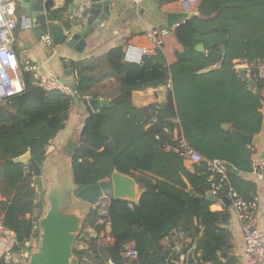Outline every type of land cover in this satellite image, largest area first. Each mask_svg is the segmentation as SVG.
<instances>
[{
    "label": "trees",
    "instance_id": "obj_1",
    "mask_svg": "<svg viewBox=\"0 0 264 264\" xmlns=\"http://www.w3.org/2000/svg\"><path fill=\"white\" fill-rule=\"evenodd\" d=\"M180 1L184 0H160V5ZM66 4L52 9L47 20L62 21L69 1ZM193 11L196 15L163 36L159 46L142 33L110 49L103 57L106 69L96 72L97 77L81 62L67 63L76 75L80 100L97 98L93 89L103 79L117 82L106 94L108 107L88 115L79 132L70 156L76 186L95 184L118 172L143 190L136 204L110 200L111 243H90L95 264L108 259L114 264H166L169 257L177 258L179 232L186 239L182 251L187 255L194 247L195 264H237L230 254V213L211 211L213 202L207 200L206 163L187 164L173 148L182 137L204 160L231 164L241 175L227 173L229 186L244 200L256 196V184L242 176L254 171L255 149L222 126L246 136L261 131L262 99L249 91L235 66L246 65L257 88L264 89V78L257 75L259 65H264V0H200ZM39 24L44 29L45 21ZM127 45L145 48L139 64L124 62ZM199 45L203 52L196 49ZM18 74L23 92L0 106V217L15 237L13 254L25 250L30 240L37 244L32 224L46 207L30 165L15 160L29 152L41 167L73 103L72 95L38 87L22 65ZM159 88L166 89L163 102L142 109L133 106L134 92ZM96 215L91 208L83 224H94ZM128 248L136 251L135 259L122 258Z\"/></svg>",
    "mask_w": 264,
    "mask_h": 264
},
{
    "label": "water",
    "instance_id": "obj_2",
    "mask_svg": "<svg viewBox=\"0 0 264 264\" xmlns=\"http://www.w3.org/2000/svg\"><path fill=\"white\" fill-rule=\"evenodd\" d=\"M160 0H155L158 4ZM89 5L85 9L84 17L80 26L71 24L68 21L54 23L48 21L47 16L54 7V0H16L17 5L23 11L24 17L31 20L35 36L40 39L43 34L39 20L45 21V27L51 33V44L54 46H64L81 53L86 45V40L92 36L103 23L107 22L111 16L112 0H88ZM73 7L70 14L74 11ZM195 11L169 13L165 18V28L173 31L179 24L184 23ZM65 31V34H64ZM203 52V46L196 48ZM71 69L64 71V76H71ZM239 77L247 84L250 92L259 99L263 98V90L257 88L256 83L249 77L244 69L239 70ZM73 94V102L79 103L77 96V85L72 83L69 87ZM160 90L155 89L149 92L141 91L132 94V104L138 109L154 105L160 100ZM88 115L96 113L108 107L109 101L100 98H88L82 102ZM222 129L230 134L242 144L254 147L253 162L261 164L260 172L264 179V117L261 131L256 136H246L239 131L231 129L228 125H223ZM15 162L30 165L33 174V183L37 193L44 192L46 207L42 216L38 220L37 245L30 254L25 264H77V259L73 254L74 241L80 232L91 208H93L101 198L112 200H123L136 204L142 194L138 192L135 180L129 176L113 172L110 177L99 182L81 188L75 184L71 169V157L63 156L58 161H45L42 166H38L31 159L29 152L15 160ZM190 165H193L192 163ZM222 167L229 174L240 176V172L231 164L221 162ZM42 170L47 172L46 184L42 179ZM209 202H216L217 199L207 195ZM226 206H230L227 198L223 199ZM87 240L85 236L80 237ZM177 251V250H176ZM220 257L226 258L225 253ZM0 264H4V254L0 258ZM166 264H174L169 257ZM186 264H195L194 247L186 255Z\"/></svg>",
    "mask_w": 264,
    "mask_h": 264
},
{
    "label": "crops",
    "instance_id": "obj_3",
    "mask_svg": "<svg viewBox=\"0 0 264 264\" xmlns=\"http://www.w3.org/2000/svg\"><path fill=\"white\" fill-rule=\"evenodd\" d=\"M13 1L16 3V0ZM68 1L69 5L66 8V14L62 21H53L54 23L66 21V16L70 14V10L73 7L76 8L81 3V0H54L53 9L64 7ZM154 2L155 0H143L136 6L132 4L130 0L112 1L111 16L109 20L103 23L102 26L86 40V45L81 53L66 48L64 44H61L60 46H54L52 44L50 46L45 45L42 42L41 37L38 39L35 36L31 20L24 17L23 11L16 3L19 23L14 32V42L11 45V50L16 55L20 64L23 60H29L38 67L42 74L56 78L64 86L69 88L70 85L75 82L76 75L73 72L71 76H64V71L70 69L67 66V63L81 62L85 66L92 68L90 75L97 77L96 72H104L106 69L103 57L110 49L123 46L126 39L131 35L145 34L151 29L165 28V18L169 13L188 12L185 6L180 2L164 5H160V1L158 4H155ZM28 22L31 23L30 29L26 28ZM38 25L42 28V25L39 24V22ZM41 30L43 31L42 36L49 34L51 37V33L47 27H44V29L42 28ZM173 45L174 44H172V46ZM172 46H170V49L172 48V51H174V47ZM172 51L168 57V60L171 63L174 61ZM235 68L239 71L240 69L246 70L247 67L243 63L238 62ZM116 83L117 82L114 78L103 79L98 85H96V87H94L93 91L97 94V98L106 99L108 91L116 89ZM159 90L161 93L159 97L160 100L159 102L154 101V104L161 103L165 99L166 89L159 88ZM148 91L151 92L152 90L150 89ZM86 99H79L78 104L73 102L70 106L64 128L49 142L45 161H58L62 159L63 156H66L67 158L71 156L72 151L77 145L79 132L82 128L83 122L88 116L82 103ZM261 113L264 117V89ZM253 166L254 171L252 173L242 176L247 181L256 184L255 198L257 199L258 204L256 211V224L258 229L264 232V179L258 180L257 178V173H260V171L257 172L256 168H260L261 164L254 162ZM41 176L46 184L47 172L42 170ZM136 188L139 193L143 191L138 184L136 185ZM224 198V196H220L216 202H213L210 209L211 211L217 212L225 209L228 210L230 213V219L227 228L232 239L230 254L236 258L237 264H248L243 253V240L239 223L232 208L224 204ZM1 200L2 197L0 195V201ZM175 237H177V234H175ZM167 243L168 241L164 242V244ZM15 244V237L11 234L8 237L0 239V258L5 252L11 251ZM26 245H29L30 249L34 246L32 240L25 244V249Z\"/></svg>",
    "mask_w": 264,
    "mask_h": 264
},
{
    "label": "built area",
    "instance_id": "obj_4",
    "mask_svg": "<svg viewBox=\"0 0 264 264\" xmlns=\"http://www.w3.org/2000/svg\"><path fill=\"white\" fill-rule=\"evenodd\" d=\"M114 1V0H112ZM132 4L139 5L143 0H130ZM200 0H184L180 1L187 11H190ZM89 5L88 0H81V3L74 11L66 16V21L76 26H80L84 17L85 9ZM17 5L13 0H0V106H3L8 98L16 94H20L24 90V84L19 78V65L23 66V70L31 74L34 83L46 92L60 91L68 95H72L71 90L64 86L59 80L42 74L38 67L29 60H23L20 64L16 55L11 50L14 42V32L18 27ZM31 23L26 25L30 29ZM166 28L151 29L145 33L146 39L153 45L159 46L163 36L168 34ZM42 42L50 46L51 37L49 34L41 36ZM146 54L145 48L127 45L124 62L131 64H139L142 57ZM258 78H264V65L258 67ZM177 143L173 151L187 164H197L205 162L209 176V189L207 195L214 199L224 196L230 201V207L235 214L239 223L242 240L243 253L248 264H264V232L260 231L256 224L257 199L254 197L250 200H244L237 192H235L228 183L227 172L218 160H204L196 151L191 149L182 137L176 138ZM258 180L263 179L260 173H257ZM111 199L101 198L98 200L93 209L97 210L94 224H83L73 245V254L77 259V264H95V254L90 247L91 242H95L100 246L111 243L108 233L110 230V222L108 219V206ZM32 232L38 237L39 227L38 221L33 222ZM10 236L9 231L2 225L0 221V239ZM85 236L87 240L80 237ZM177 238L180 242L176 243L177 258L173 260L174 264H186V254L182 251V242H185L184 235L179 232ZM32 249L26 245V249L18 254L10 251L4 254V264H25L29 258ZM136 251L132 248L124 249L121 253L122 258L133 260L136 258ZM104 264H114L110 259Z\"/></svg>",
    "mask_w": 264,
    "mask_h": 264
},
{
    "label": "rangeland",
    "instance_id": "obj_5",
    "mask_svg": "<svg viewBox=\"0 0 264 264\" xmlns=\"http://www.w3.org/2000/svg\"><path fill=\"white\" fill-rule=\"evenodd\" d=\"M190 11H193V8H192V9H190ZM240 70H241V69H240ZM36 245H37V244H36ZM35 247H36V246H33L32 250H33V249H35Z\"/></svg>",
    "mask_w": 264,
    "mask_h": 264
}]
</instances>
